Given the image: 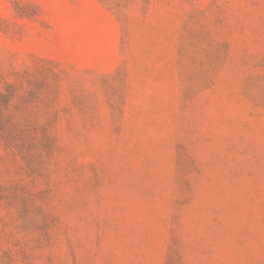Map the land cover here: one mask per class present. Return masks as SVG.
Segmentation results:
<instances>
[{
	"label": "rangeland",
	"instance_id": "obj_1",
	"mask_svg": "<svg viewBox=\"0 0 264 264\" xmlns=\"http://www.w3.org/2000/svg\"><path fill=\"white\" fill-rule=\"evenodd\" d=\"M0 264H264V0H0Z\"/></svg>",
	"mask_w": 264,
	"mask_h": 264
}]
</instances>
